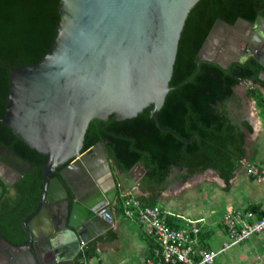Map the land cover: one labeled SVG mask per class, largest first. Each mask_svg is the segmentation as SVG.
<instances>
[{
	"label": "water",
	"instance_id": "1",
	"mask_svg": "<svg viewBox=\"0 0 264 264\" xmlns=\"http://www.w3.org/2000/svg\"><path fill=\"white\" fill-rule=\"evenodd\" d=\"M197 2L56 0L49 49L39 62L8 71L0 124L46 160L36 206L21 219L26 241L14 245L0 234V264H73L80 245L108 228L96 211L111 204L117 190L136 188L143 169L135 164L113 175L100 143L81 152L84 133L90 121H121L145 109L154 118L170 90L185 19ZM237 27L242 36L234 35ZM232 37L243 43L238 51ZM196 58L221 68L252 58L264 69V18L233 24L215 19Z\"/></svg>",
	"mask_w": 264,
	"mask_h": 264
},
{
	"label": "trees",
	"instance_id": "2",
	"mask_svg": "<svg viewBox=\"0 0 264 264\" xmlns=\"http://www.w3.org/2000/svg\"><path fill=\"white\" fill-rule=\"evenodd\" d=\"M56 5V0H0V118L8 71L11 66L39 62L49 49L58 20ZM258 16L264 18V0H198L185 19L168 82L170 90L154 118L145 109L121 121H90L81 152L100 143L108 163L119 173L135 164L141 166V184L149 188L163 182L173 168L184 170L186 176L211 169L225 181L243 157L244 132L250 129L245 122L229 118L226 104L234 98L232 89L248 82L246 96L258 113L264 111V96L257 89L264 87L260 78L264 69L252 58L231 62L226 68L197 63L196 54L215 19L227 24L238 18L252 23ZM0 148L29 166L11 186L14 200L5 198L8 187L0 179V206L5 214L0 218V234L19 245L25 240L21 219L34 209L40 195V167L46 155L29 148L1 124ZM89 246L76 259L88 260L92 255ZM76 259L73 264H79Z\"/></svg>",
	"mask_w": 264,
	"mask_h": 264
},
{
	"label": "crops",
	"instance_id": "3",
	"mask_svg": "<svg viewBox=\"0 0 264 264\" xmlns=\"http://www.w3.org/2000/svg\"><path fill=\"white\" fill-rule=\"evenodd\" d=\"M261 80L264 81L263 78ZM248 86L247 82L244 89ZM242 89V86L235 88L234 98L230 100L238 99L235 105L239 107V112L235 114L228 110V116L235 123L245 122L250 129L244 132L243 157L228 178L224 181L211 169L186 176L184 170L173 168L163 182L149 188L141 184L144 171L137 170L138 175H141L137 187L117 190L113 202L107 205L106 209L112 216L108 228L84 244L75 253L73 260L87 244L90 245L92 255L88 260L76 259L79 264H143L149 259L153 249L152 241L144 235L134 218L125 217L122 213V199L126 194L138 197L141 206H158L170 229L196 226L199 232L192 242L196 250L217 252L220 249L226 240L221 226L224 213L249 211L259 216L264 212V185L245 173L248 164L264 169V111L258 113L254 102ZM257 89L264 96V87ZM109 165L113 175L120 174L115 166ZM20 168H23L21 175L28 169L26 163L15 158L0 164V179L8 187L5 195L8 202L15 199L11 186L20 178L14 176ZM3 215L1 206L0 218ZM22 236L25 242L26 236L23 233ZM231 248L218 253L215 259L232 264H264V231Z\"/></svg>",
	"mask_w": 264,
	"mask_h": 264
},
{
	"label": "built area",
	"instance_id": "4",
	"mask_svg": "<svg viewBox=\"0 0 264 264\" xmlns=\"http://www.w3.org/2000/svg\"><path fill=\"white\" fill-rule=\"evenodd\" d=\"M245 173L264 185V169L248 164ZM106 207L107 205L100 207L96 215L105 223H110L112 216ZM122 213L125 217L134 218L141 226L144 235L153 243L151 258L143 264H213L218 253L264 231V212L259 216L249 211L226 212L221 220L226 240L221 244L220 249L217 252L196 250L192 246L193 239L199 232L196 226L170 229L159 208L141 206L137 198L130 194H126L122 199ZM83 245H80L79 250ZM81 264L86 263L81 262Z\"/></svg>",
	"mask_w": 264,
	"mask_h": 264
},
{
	"label": "rangeland",
	"instance_id": "5",
	"mask_svg": "<svg viewBox=\"0 0 264 264\" xmlns=\"http://www.w3.org/2000/svg\"><path fill=\"white\" fill-rule=\"evenodd\" d=\"M241 84V86L244 88L245 87V85H247V82L245 83V82H242V83H240ZM237 100L238 99H236V100H234V101H230L229 103H227L226 104V107H227V110H230V111H232V112H234L235 114L236 113H238L239 112V107L238 106H236L235 104L237 103ZM110 163V162H109ZM164 206V205H163ZM150 207H157V208H159L158 206H156V205H151ZM165 207V206H164ZM231 249H233V248H231ZM219 259H215L214 260V264H232V263H229V262H222V261H219ZM230 262H232V261H230Z\"/></svg>",
	"mask_w": 264,
	"mask_h": 264
},
{
	"label": "flooded vegetation",
	"instance_id": "6",
	"mask_svg": "<svg viewBox=\"0 0 264 264\" xmlns=\"http://www.w3.org/2000/svg\"><path fill=\"white\" fill-rule=\"evenodd\" d=\"M233 117V116H232ZM233 119L235 120V117H233ZM88 150V149H87ZM87 150H85V151H87ZM84 151V152H85ZM5 152V153H4ZM13 158H15L12 154H10V153H7L6 152V150H4V149H1L0 148V164H1V162H4V161H9L10 159H13ZM16 159V158H15ZM25 165V164H24ZM141 167V166H140ZM28 168H29V166H28ZM23 171V168H20L19 169V173L21 174L22 173V171ZM144 171V170H143ZM15 176V175H14ZM14 190V189H13ZM1 207V206H0ZM26 216V215H25Z\"/></svg>",
	"mask_w": 264,
	"mask_h": 264
},
{
	"label": "bare ground",
	"instance_id": "7",
	"mask_svg": "<svg viewBox=\"0 0 264 264\" xmlns=\"http://www.w3.org/2000/svg\"><path fill=\"white\" fill-rule=\"evenodd\" d=\"M237 30H239V33L238 32H236L234 35H240V36H242L241 35V33H242V29H241V27H237ZM231 37V36H230ZM232 39H233V42H234V50H236V51H238V49L240 48V47H238V45H240L242 42L241 41H239L238 39H236V38H234V37H232ZM237 45V46H236ZM242 46H243V43H242ZM242 46H241V48H242ZM236 51H234V52H236ZM100 161H101V159H100ZM91 165L92 164H90V167H91ZM101 180L99 179V181L98 182H100ZM105 186H107L106 184H104Z\"/></svg>",
	"mask_w": 264,
	"mask_h": 264
}]
</instances>
